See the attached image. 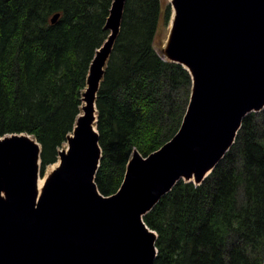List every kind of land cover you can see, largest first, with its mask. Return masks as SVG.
Returning <instances> with one entry per match:
<instances>
[{"label": "trees", "instance_id": "1", "mask_svg": "<svg viewBox=\"0 0 264 264\" xmlns=\"http://www.w3.org/2000/svg\"><path fill=\"white\" fill-rule=\"evenodd\" d=\"M113 2L0 0V136L35 137L42 170L58 160L81 113ZM170 17L161 0H125L97 98L103 155L95 180L105 196L120 189L132 154L161 148L187 112L192 76L155 46ZM143 219L158 234L154 264H264V109L243 119L201 184L179 180Z\"/></svg>", "mask_w": 264, "mask_h": 264}, {"label": "water", "instance_id": "2", "mask_svg": "<svg viewBox=\"0 0 264 264\" xmlns=\"http://www.w3.org/2000/svg\"><path fill=\"white\" fill-rule=\"evenodd\" d=\"M171 7L176 15L162 55L193 78L181 128L146 158L133 153L118 193L99 191L97 98L125 9V0H114L84 112L39 200L41 144L24 133L0 138V264H154L158 234L143 216L179 180L201 184L234 145L243 119L263 110L264 0H172Z\"/></svg>", "mask_w": 264, "mask_h": 264}, {"label": "bare ground", "instance_id": "3", "mask_svg": "<svg viewBox=\"0 0 264 264\" xmlns=\"http://www.w3.org/2000/svg\"><path fill=\"white\" fill-rule=\"evenodd\" d=\"M170 2H172V0H169ZM175 15H176V10H175V8H173L172 9V14H171V20H170V26L172 27V25H173V22H174V19H175ZM170 31H171V29H170ZM186 67H188L187 65H185ZM191 101V100H190ZM86 103L85 102H83V106L85 105ZM94 109H95V112H94V114H95V117L97 118V111H96V107H95V105H94ZM188 109V108H187ZM264 109V108H263ZM81 112L83 113L84 112V110H83V108H82V110H81ZM261 112V111H260ZM257 113V112H256ZM79 116H81V114L79 115ZM242 124H243V121H242ZM92 127L94 128V130H95V128H96V119L92 122ZM241 127H242V125H241ZM73 130V129H72ZM71 135H73V131H71V134H69V137L71 136ZM66 143V145H64L63 147H61V148H59V152H58V163H55V164H51V165H49V166H47V169H46V172H45V174L44 175H42V170L40 169V161H38V167H39V169H38V178H37V181H36V193H37V199L39 200L40 199V197H42L43 196V193H44V191H45V188H46V186H47V183H48V181L52 178V176H53V174H54V172L57 170V169H59V167L61 166V164H62V156H61V153H67L68 152V149H69V142H68V139L65 141ZM56 167V168H55ZM55 168V169H54ZM54 169V170H53ZM51 170H53V172L51 173V174H49V176L47 177V174L49 173V172H51ZM46 177H47V179H46ZM46 179V180H45ZM44 184V185H43ZM118 193V192H117ZM2 195L4 196V193H2Z\"/></svg>", "mask_w": 264, "mask_h": 264}, {"label": "rangeland", "instance_id": "4", "mask_svg": "<svg viewBox=\"0 0 264 264\" xmlns=\"http://www.w3.org/2000/svg\"><path fill=\"white\" fill-rule=\"evenodd\" d=\"M170 4V1L169 0H161V5H162V10H165L166 9V7H167V5H169ZM169 23H170V21L168 22V24H164L163 23V21H162V23H161V25H160V29H159V32H158V34H157V36H156V40H155V46H156V48L158 49V51L159 52H161V50H162V48L164 47V45H165V43H166V41H167V39H168V36H169V33H170V29H171V26L169 25ZM69 134H71V132H69L68 133V135ZM10 134H7V135H5V136H9ZM68 135H67V137H68ZM5 136H0V138H3V137H5ZM66 143V142H65ZM63 144V146L64 145H66V144ZM62 146V147H63ZM55 163H58V160L55 162ZM55 163H53V164H55ZM51 165V164H50ZM49 166V165H48ZM56 168V167H55ZM54 168V169H55ZM46 169H47V166H46V168H44L43 170H42V167H41V170H42V175H44L45 174V172H46ZM53 169V170H54ZM53 170H51V172H49L48 174H47V177L49 176V174H51L52 172H53ZM126 176V175H125ZM47 177H46V179H47ZM45 179V180H46ZM44 185V184H43ZM119 191V190H118ZM117 191V192H118ZM116 192V193H117Z\"/></svg>", "mask_w": 264, "mask_h": 264}]
</instances>
